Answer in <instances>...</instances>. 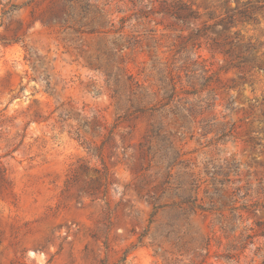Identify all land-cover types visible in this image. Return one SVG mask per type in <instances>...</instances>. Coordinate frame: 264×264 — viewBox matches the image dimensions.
<instances>
[{"label": "rangeland", "instance_id": "1", "mask_svg": "<svg viewBox=\"0 0 264 264\" xmlns=\"http://www.w3.org/2000/svg\"><path fill=\"white\" fill-rule=\"evenodd\" d=\"M256 1L0 0V264H264V72L211 46Z\"/></svg>", "mask_w": 264, "mask_h": 264}, {"label": "trees", "instance_id": "2", "mask_svg": "<svg viewBox=\"0 0 264 264\" xmlns=\"http://www.w3.org/2000/svg\"><path fill=\"white\" fill-rule=\"evenodd\" d=\"M235 1H237V0H235ZM256 2H259V0H257ZM26 4H24V5H26ZM248 4H250L249 1L246 2L244 5H248ZM250 8H251L250 11H248L246 9L244 11H240L239 14L242 17L253 18L254 20H256L254 17L255 12L257 10H261L263 7L257 5L255 7L252 6ZM234 10H236V8ZM166 14H168L170 17H173L174 19L181 21L183 23H187L190 20H196V18H197L196 13L194 11H192L188 6L181 4V3H175V4L171 5L170 9L166 10ZM82 26L83 25H79V27H77L75 29L76 32L84 33V31L80 32V29ZM229 28L230 27L227 26L226 30H229ZM204 34H205L204 30L202 33H200L199 30H196L194 33L192 32V37H190V39L191 38L197 39L201 36H204ZM218 36H221V35H218ZM211 40H212L211 46L214 47L218 52L223 54L229 62L235 61V64L238 68L241 69L245 66H250L251 68L256 69L260 72H264V52H262L261 54H257V48L258 47L256 45L251 44V42H242L241 38L239 37V35L236 32H234L231 36L223 35L220 42L215 40V39H211ZM162 88H164V92L167 90L165 86H163ZM174 90H175L174 86H170V88L168 89L169 94L166 95L167 96L166 98L168 100H170L171 93H173ZM131 108H132L131 111L126 110V114L131 112L130 115H132L135 113H141L142 112V109H139L140 107H138V106L137 107H131ZM174 110L179 111V113H180V115H179L177 112L172 111V115L177 118V121H179V118L185 119L186 115L189 114V110L186 109V114H184L181 110H178V108L176 106H175ZM91 121L92 122H90V125L95 124L94 121H96V120H95V118H93ZM177 126H178V128L183 127V125H181V123H178ZM149 133L150 134L147 137L146 143H149L151 141V139L155 138V139H158V140L165 142L168 145H170L169 140H170V138L174 137V135L171 132L167 131L165 126H163L161 124H158L155 126V124L151 123ZM111 134H112V132L110 131L109 137L111 136ZM141 149H142L143 153L145 150V154H146V151L149 150V146H146L145 149L142 146ZM168 151L169 150H166L164 152V155H166L168 153ZM176 156H177L176 153L172 154L167 159L165 164L161 163V164L157 165L159 167L163 165V168L160 167L161 173H160L159 177L161 180V185L163 186L164 189H165L166 185H168V180H169V177L171 175V170H172V167L174 166V160H175ZM89 170H93L94 172H98L97 169L90 168L86 165H83V173H86ZM103 180H104V183H102L98 179H96L94 181L97 183V185L99 187H102V186L106 187L108 184L106 177H104ZM94 190L95 189H93V193H91V195L95 194ZM178 196L181 198L180 202L182 204L188 205L190 207H196V200H197L196 197H192L190 194L186 195L185 190L181 189V193L178 194ZM147 202H148V204L152 205L153 210H156V209L164 206V205H157V199L156 198L152 199V197H150V199H147ZM197 208H199L200 210H203V207L201 205H197Z\"/></svg>", "mask_w": 264, "mask_h": 264}]
</instances>
